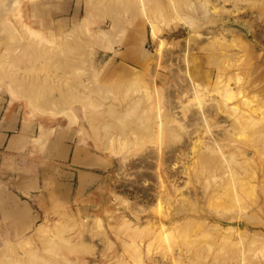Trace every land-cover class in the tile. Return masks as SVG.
Wrapping results in <instances>:
<instances>
[{
	"label": "rangeland",
	"instance_id": "1",
	"mask_svg": "<svg viewBox=\"0 0 264 264\" xmlns=\"http://www.w3.org/2000/svg\"><path fill=\"white\" fill-rule=\"evenodd\" d=\"M21 4L45 24L39 38L16 15ZM192 79L202 88L182 97L185 120L165 116L169 93L180 98ZM0 95L22 103L24 130L38 123L30 157L40 175L28 203L0 202V264H176L174 253L177 264H264V0H0ZM207 108L227 121L188 120ZM24 140L20 132L10 146ZM185 141L179 197H193L156 211L189 203L206 223L182 221L163 237L133 232L125 219L142 228L157 212L138 222L123 192L134 193L139 174L157 186L158 160L168 165ZM206 142L229 161L211 162ZM66 145L102 165L69 173Z\"/></svg>",
	"mask_w": 264,
	"mask_h": 264
},
{
	"label": "bare ground",
	"instance_id": "2",
	"mask_svg": "<svg viewBox=\"0 0 264 264\" xmlns=\"http://www.w3.org/2000/svg\"><path fill=\"white\" fill-rule=\"evenodd\" d=\"M15 10H16V12H15L16 15H18V14L21 15V19L24 20V21H22L23 23L25 22V24H26V26H24V27L25 28H30L29 29L30 31H28V32H27L28 29L25 30L27 33H29V35L30 34H34V36H36V34H37V36L39 38L38 34H40V33L42 35L44 34L43 27H44L45 24L44 23H42V24L38 23L37 24V23H35V21H30L29 20L30 17H28L29 14L27 15L29 10L24 8V6L22 4L21 5H17ZM18 17H20V16H18ZM178 18H180V17L178 16ZM85 21L86 20H84V22ZM25 24H23V25H25ZM189 24H190V27H191V23H189ZM154 25H156V24H154ZM152 27H154V26H152ZM154 28H153V32L157 33L158 28H155V29ZM36 31H37V33H36ZM190 41H191V39L187 40L186 43H185V48H186L185 50L186 51L188 50L187 48H188V45H189ZM160 45H162V44H160ZM182 47H184V46H182ZM158 48H159V46H158ZM158 48H157V51H158ZM179 51H181V50H179ZM184 54H186V53H184ZM166 55H168V54H166ZM180 55H183V54H180ZM154 59H156V58H154ZM178 81H177V78H176V82H178ZM180 86L181 85H179V88L177 90H178L179 94L182 95V96L179 98V97H177L175 95V92L171 91L169 93V97H171V101L168 100V102H169V104L167 103L168 105H166V103H165V105L167 107H165L166 109L164 110V115L165 116L168 115V117H171V115H172L174 117V120H177L179 122H181L182 119L185 120L184 117H185V113L186 112H185L184 108L187 106V104L184 103L181 100L182 97H184V96L187 97L188 96V92L190 91L191 93H193L195 98H199L200 97L201 88H202V87L200 88L199 84L196 81H194L193 79H192L191 82H189L188 89L183 87L180 90ZM201 95H202V93H201ZM190 100H193V98L192 99L190 98ZM231 109H233L235 111L236 110H241L239 105H235ZM214 115L215 114H213V111H211V108H209V109L207 108L206 111L199 109L198 111H193V113L191 112V114L188 115V120L191 123L195 122V120H202L204 122H207L209 120V117H212ZM212 119H215V122H217L218 126H219V123H221V121H224V120L227 121V119H220V118H217V116L212 117ZM223 123L224 122H222V124ZM183 128H184V126H183ZM190 144H191L190 141L189 142L185 141L184 144H183V148L185 150H183V149L180 150L179 148H177V150L179 151L178 154H175L176 151L174 149H171L170 153L166 156V159H165V160L168 161L167 162L168 165H164L163 166L162 161L158 160L159 162H161L159 164V167L162 170H159V169H158V171L156 170L158 173H160L159 176H155L156 180L158 181V185L157 186H155V184H154L153 187H151V185H145V183H146L145 182V177H148V175L144 174V176H145L144 177L141 174H139L138 178H137V182H135V183L131 182V186H134L133 187L134 193H130V192H127V191L123 192L124 188H122V192H123L122 197H121L122 198V202L132 212V216L134 218H136V219H139L138 222L141 221L140 217H141V214L143 212H150V211L151 212H155V213L157 212L154 215V217L151 216V217L147 218V221H146L147 224L145 226H143L142 228L140 226H137V225L133 224V222L131 220L125 219L124 223L127 225V227L129 226L132 229L133 232H135V233L143 232L144 233L145 231H147L148 234L150 233V234H153L154 236L158 235L157 237H159V235L162 236V235L166 234L168 231H171V233H172V229L177 228L181 224L182 221H191L193 219H196L194 221H197L198 223H200V222H202L201 224L206 223V220L201 218V215L195 217L194 213L193 214L191 213V210L196 211V208L194 207L195 205H191L189 203H185L184 204L185 207L182 210H178L180 208V206H183L182 203L185 200L193 197V193L191 191H189L190 195L179 197V195H181V194L183 195V192H185V191H183V187L187 183L185 180H182V178H186V176L188 175V173L186 171L187 168L184 166L185 162H183V161H185L187 159V157H188L185 147H188ZM204 144H206V146H208V149H207V147L205 148V149L208 150V154L212 153V156L214 154H216L215 155L216 157L214 156L213 159H212V157L210 158L211 162L215 163L218 156L221 157L223 160L225 159V160L229 161L228 157L225 154V152L222 150V148L217 143L213 144L212 142H206ZM194 149H195V147L191 148L192 151H194ZM204 151H206V150H204ZM151 155L154 158L159 156L155 152H152ZM140 162H143V159H141ZM129 165H130V162L127 164V166H129ZM230 168H227L226 172H229V170L231 171ZM229 175H231V174H229ZM164 183H166V184H164ZM135 184H138V185L140 184V186L141 185L142 186L141 187H137V186H135ZM194 195H196V191H194ZM174 199L181 204V205L179 204L180 206H179V208L176 209V211L169 212V213H166V214H161L158 211H156L157 207H159L160 204H162V202L171 201V200H174ZM135 208H137L138 211H136ZM181 213L184 216L183 219H181L183 217V216H181ZM43 230H44L43 227L39 228V231H43ZM142 241H143V239H142ZM31 255L32 254H30V256ZM179 258H180V253H174L173 257L171 256V261H174V263L177 264V262L179 261ZM153 261H154V264H161V263L165 264V261L162 260V259H155L154 258Z\"/></svg>",
	"mask_w": 264,
	"mask_h": 264
},
{
	"label": "crops",
	"instance_id": "3",
	"mask_svg": "<svg viewBox=\"0 0 264 264\" xmlns=\"http://www.w3.org/2000/svg\"><path fill=\"white\" fill-rule=\"evenodd\" d=\"M21 104L17 100L13 104H10V99L5 97V95H0V194H2L0 196V202L4 201L6 197L10 198L13 194L16 196V200L28 203L29 201L22 199V197L37 194L40 187V175L37 173L36 165L37 154L30 157L31 144L33 137L37 138L36 133L39 130V125L36 122L32 125L33 121L31 120L30 123L27 122L30 124L29 127L24 130V117L26 114L19 108ZM32 130L34 135L32 134ZM20 132H23L25 135L23 144L10 146L11 140ZM63 143L61 142L59 145H56L55 142V146H60ZM27 150H29L28 163L25 160ZM81 150L82 148L78 147V145L74 147L73 151L67 145L62 149V160L68 161V158L72 156L71 164L73 166L71 169L74 171L68 172H72L71 174L75 176L79 175L80 170L95 172L94 170L84 168L87 165H102L99 154L88 150Z\"/></svg>",
	"mask_w": 264,
	"mask_h": 264
}]
</instances>
